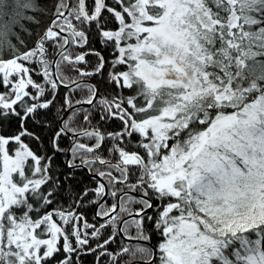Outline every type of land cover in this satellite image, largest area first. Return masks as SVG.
<instances>
[{
    "label": "snow or ice",
    "instance_id": "1",
    "mask_svg": "<svg viewBox=\"0 0 264 264\" xmlns=\"http://www.w3.org/2000/svg\"><path fill=\"white\" fill-rule=\"evenodd\" d=\"M88 256L264 264V0H0V264Z\"/></svg>",
    "mask_w": 264,
    "mask_h": 264
},
{
    "label": "trees",
    "instance_id": "2",
    "mask_svg": "<svg viewBox=\"0 0 264 264\" xmlns=\"http://www.w3.org/2000/svg\"><path fill=\"white\" fill-rule=\"evenodd\" d=\"M91 47H93V48H95L97 50H101V45L95 39L92 40ZM103 54L106 57L108 55L107 52H104ZM88 59L90 61H92L93 63L95 62V58L94 57H89ZM100 89H101V92L104 91V85L103 84L100 85ZM77 179L82 180L85 184L90 183L88 176L85 175L84 173H78L77 174ZM87 215H88L89 220L91 221V215H92L91 212H89ZM152 242L155 243V239ZM91 262H92V257L91 256L85 257V264H91Z\"/></svg>",
    "mask_w": 264,
    "mask_h": 264
}]
</instances>
